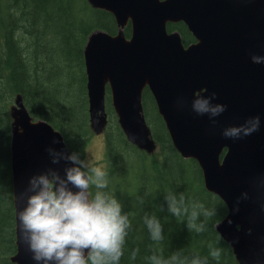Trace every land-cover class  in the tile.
<instances>
[{
    "label": "water",
    "instance_id": "95a60500",
    "mask_svg": "<svg viewBox=\"0 0 264 264\" xmlns=\"http://www.w3.org/2000/svg\"><path fill=\"white\" fill-rule=\"evenodd\" d=\"M91 1L110 11L120 28L128 22L132 27L130 39L122 29L116 35L98 31L89 36L84 61L91 120L103 121L107 83L123 132L150 150L141 106L148 87L173 146L197 161L206 188L226 204L228 213L215 228L238 264H264V64L251 60L252 53L264 54V0ZM177 21L184 22L194 43L184 46L177 32L167 31L166 23ZM200 92H215L216 102L227 105L216 125L191 111L193 96ZM181 98L184 107L178 106ZM17 105L11 141L16 253L11 261L35 264L18 212L26 205L33 176L49 170L64 176L72 163L62 157L54 162L49 151L69 154L60 132L44 120L33 121L20 97ZM257 114L259 131L239 140L222 136L224 127ZM245 191L250 198L237 207Z\"/></svg>",
    "mask_w": 264,
    "mask_h": 264
},
{
    "label": "trees",
    "instance_id": "16d2710c",
    "mask_svg": "<svg viewBox=\"0 0 264 264\" xmlns=\"http://www.w3.org/2000/svg\"><path fill=\"white\" fill-rule=\"evenodd\" d=\"M166 29L177 31L185 46L195 42L182 21L168 22ZM118 30L113 14L91 0H0V264H14L11 257L16 253L10 148L18 97L34 120L49 122L61 132L69 152H78L84 159L92 137L85 45L93 32L115 35ZM123 31L130 37V23ZM104 109L102 169L108 173L109 185L103 191L122 203L132 222L121 264H147L146 257L154 251L165 257L180 249L189 256H208L209 243L217 241L216 246L223 248L219 264H238L232 247L215 228L227 214L225 203L206 188L197 161L182 157L174 148L149 89L143 91L142 110L154 149L142 148L123 133L108 86ZM169 191L216 207L217 216L208 219L206 232H190L186 222L168 213L164 195ZM141 196L143 204L138 201ZM146 213L160 219L163 241L150 239L143 223ZM135 248L139 253L131 261ZM209 264L217 262L209 257Z\"/></svg>",
    "mask_w": 264,
    "mask_h": 264
},
{
    "label": "clouds",
    "instance_id": "9594fccd",
    "mask_svg": "<svg viewBox=\"0 0 264 264\" xmlns=\"http://www.w3.org/2000/svg\"><path fill=\"white\" fill-rule=\"evenodd\" d=\"M251 60L264 64V54L252 53ZM204 93L207 92L194 94L191 111L197 116H207L216 125L217 117L226 111L227 105L216 102L215 92ZM184 103L182 98L178 100V106L184 107ZM261 125V115L257 114L242 123L224 127L221 134L224 138L239 140L259 131ZM49 151L54 162L62 157L71 161L72 166L65 169L64 176L49 170L30 180L27 202L18 212V221L33 261L35 264H121L132 222L122 203L103 191L109 185L108 173L88 159H82L78 152ZM93 187L94 193L90 190ZM249 198L247 191L242 192L237 198V207L240 200ZM164 200L168 213L186 222L190 232H206L208 219L217 216L216 207H208L198 199L190 200L182 192L169 191ZM138 201L143 204L144 197H138ZM143 223L152 241L164 240L163 225L155 214L146 213ZM248 231L251 233L252 229ZM216 243H209L208 256L199 253L189 256L180 249L165 257L154 251L146 257L147 264H209V257L219 264L223 248ZM138 253V248L133 249L129 260L135 261Z\"/></svg>",
    "mask_w": 264,
    "mask_h": 264
},
{
    "label": "rangeland",
    "instance_id": "374dc122",
    "mask_svg": "<svg viewBox=\"0 0 264 264\" xmlns=\"http://www.w3.org/2000/svg\"><path fill=\"white\" fill-rule=\"evenodd\" d=\"M91 124V122H90ZM92 137L87 146L84 159H88L90 163L103 168V160L105 153V126L104 121L98 119L91 124Z\"/></svg>",
    "mask_w": 264,
    "mask_h": 264
},
{
    "label": "bare ground",
    "instance_id": "6f19581e",
    "mask_svg": "<svg viewBox=\"0 0 264 264\" xmlns=\"http://www.w3.org/2000/svg\"><path fill=\"white\" fill-rule=\"evenodd\" d=\"M16 10V9H15ZM17 11V10H16ZM12 19V18H11ZM14 20V19H13ZM15 23V22H14ZM10 25V24H9ZM12 25V24H11Z\"/></svg>",
    "mask_w": 264,
    "mask_h": 264
}]
</instances>
